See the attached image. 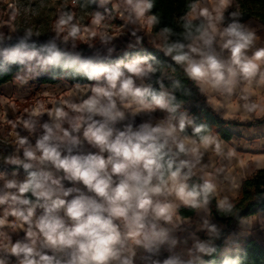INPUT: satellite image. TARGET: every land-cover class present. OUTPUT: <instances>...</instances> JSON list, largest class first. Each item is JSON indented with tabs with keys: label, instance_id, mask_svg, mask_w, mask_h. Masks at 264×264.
<instances>
[{
	"label": "clouds",
	"instance_id": "clouds-1",
	"mask_svg": "<svg viewBox=\"0 0 264 264\" xmlns=\"http://www.w3.org/2000/svg\"><path fill=\"white\" fill-rule=\"evenodd\" d=\"M108 2L98 0L101 7ZM228 3L219 0L215 13L201 8L181 33L165 26L160 36L161 50L202 92L231 96L241 81L264 84V48L253 50L258 37L240 13H230L225 24ZM121 5L136 23L154 0H121ZM104 19L97 11L92 23L99 26ZM150 22L159 21L153 15ZM82 31L73 14L62 12L55 34L43 43L33 39L31 29L15 43L0 35V73L19 65L15 79L26 84L58 68L93 82L78 103L58 102L47 113L33 108L21 121L35 144L18 134L16 155L6 160L15 167L0 172V264H13V258L15 264H136L138 250L149 264H205L216 251L218 225L205 214L187 230L178 216L181 207L207 212L216 186L204 175L194 178L204 152L214 148L219 154L220 143L204 125L194 126L191 136L185 133L193 121L179 112L178 80H172V91L164 86L166 72L157 78L158 88L145 83L159 71L155 57L105 63L114 46L107 47L106 39L103 50L85 55L75 43ZM258 107L243 105L247 113ZM156 110L164 117L155 118ZM142 113L147 119L137 124ZM45 114L47 121L36 118ZM216 208L225 216L234 213L227 199L218 200ZM17 225L23 236L13 241L5 228ZM179 231L188 234L182 238ZM163 252L168 255L160 259ZM223 264H238V258Z\"/></svg>",
	"mask_w": 264,
	"mask_h": 264
},
{
	"label": "rangeland",
	"instance_id": "rangeland-1",
	"mask_svg": "<svg viewBox=\"0 0 264 264\" xmlns=\"http://www.w3.org/2000/svg\"><path fill=\"white\" fill-rule=\"evenodd\" d=\"M233 1L229 2L223 13L228 9L236 12V5ZM97 11L105 17L99 26L92 23L93 15ZM62 12L73 14L74 22L83 29L75 41L79 51L87 50L91 54V49L103 50L106 46L104 41L107 39V47L114 46L115 48L114 55L121 48H129V42L137 44V39L130 37L129 30L150 39L148 16L145 14L139 21L132 23L121 5V0H109L103 7L99 6L98 0L97 3H92L91 0H0V35L12 43L26 29H31L34 40L46 41L55 34V22ZM252 24V30L259 35L262 29L255 23ZM71 43L72 41H69V44ZM43 75L29 80L26 84L15 79V75L6 85L0 86V144L10 150L11 157L16 155L18 134L29 136L31 143L35 144V136H31L28 131L24 130L21 123L33 108L47 113L58 102L78 103L89 94V88L92 85L70 86L63 81H57L53 85L42 84L40 79ZM243 96H247L248 100H243ZM214 97L225 102L224 107L221 108L223 117L241 124L236 126V130L257 127L258 125L243 126L257 120L264 122V84L253 82L249 85L248 82H240L231 96L218 93ZM246 102L256 103L259 107L254 113H247L245 110L237 115L227 113L232 108H243ZM36 118L41 122L48 120L46 114ZM252 139H264V135ZM251 140L248 137L245 138V141ZM166 256L167 252H163L160 259ZM136 264H149L142 250L137 251Z\"/></svg>",
	"mask_w": 264,
	"mask_h": 264
},
{
	"label": "trees",
	"instance_id": "trees-1",
	"mask_svg": "<svg viewBox=\"0 0 264 264\" xmlns=\"http://www.w3.org/2000/svg\"><path fill=\"white\" fill-rule=\"evenodd\" d=\"M200 0H154V7L150 12L146 13L147 16L152 17L155 15L158 18V23H151L150 34L152 41L147 40L140 34L133 35L132 30H129V35L133 39L140 38V42L134 48H121L116 51L110 60L105 63H115L117 60H129L130 58L140 56L155 57V67L159 69L156 75L148 80V84H152L158 88L156 83L157 78L162 72L167 73L164 79L165 88L172 89V80H178L181 88L175 91L177 101L181 104L180 111L187 110L188 115L193 121V127L204 125L209 134H213L223 142H229L233 137L230 127L240 126L235 122L227 121L219 117L206 103L203 96L200 94V89L196 84L189 80L183 72L181 66L175 64L172 59L164 54L161 50L163 39L160 36V31L165 26L171 28L175 33L179 34L183 31V25L187 20L186 15L192 9L191 5H195ZM236 5V12L240 13L242 22L254 20L262 27H264V0H234ZM232 13L228 9L224 13L225 24L229 20V14ZM198 22V21H194ZM223 26V25H221ZM179 38L174 36L173 39ZM45 41H37L43 43ZM15 43V42H12ZM85 55H90L87 50L84 51ZM19 65H9L6 73H0V86L8 83L16 75ZM40 79L42 84L53 85L57 81H63L70 86H84L90 85L93 82L85 79L83 76H75L71 72H63L61 69H51ZM190 107L186 109V106ZM198 104V105H196ZM261 123V120L247 123L243 126L251 127ZM185 133L189 136L193 135V130ZM11 157V152L6 146L0 144V172L13 171V165L6 163V160ZM23 172V169H19ZM198 181V178H194ZM234 205V213L230 216H225L217 212L216 197L213 196L209 205L210 215L218 222L225 225V229L220 233L219 239L215 240L214 247L215 253L205 257V264H223L225 258L237 259L238 264H264V247L260 246L254 239L249 238L243 243V250L237 254L224 255L221 254L223 243L227 236L235 229L237 222L242 218H247L256 214H264V169L255 170L246 178L241 179L239 185L238 195L232 199ZM196 210L181 207L179 216L188 218L194 215Z\"/></svg>",
	"mask_w": 264,
	"mask_h": 264
},
{
	"label": "crops",
	"instance_id": "crops-1",
	"mask_svg": "<svg viewBox=\"0 0 264 264\" xmlns=\"http://www.w3.org/2000/svg\"><path fill=\"white\" fill-rule=\"evenodd\" d=\"M229 2H231V0H229ZM196 4H198V7H196L195 9L192 8L187 13L186 15L187 19H190L193 16H197L201 8H206L210 12H215L216 10L219 9V0H200ZM148 19H149L148 33L150 35V39L149 38L146 39L152 41V37L150 34L151 17L148 16ZM244 23L251 29L253 28L252 23H255L262 29L260 34L259 35L257 34L258 39L254 45L253 50H255V48L258 47L264 48V27H262L254 20H248ZM241 82H246V81H241ZM145 83H147V81H145ZM168 90L171 91L170 89ZM200 94L205 99V103L213 111H215L220 118L227 120L221 114V108L224 107L223 105L225 104V102L219 101L214 97V95L218 93H212L207 91L202 92L200 90ZM189 107L190 104L186 106V109H188ZM241 111H244V109L232 108V110H229L227 113L230 115L231 114L237 115L240 114ZM180 113H186L187 116L191 119V117L188 115L187 110L180 111ZM164 115L165 113L160 110H156L153 113V116L155 118H163ZM142 119H147V117L143 113L140 116L136 117V123L139 124L142 121ZM229 129L234 135V137L229 142H223L218 137L211 134L220 143L221 151L219 154L214 148H209L207 151H205L201 163L196 170L197 178L201 175H204L207 178H210L214 182L216 186V191H215L216 203L218 200L221 199H227L228 201L234 199L238 195L241 178L248 177L255 170L264 169V139H252L253 137H259L264 135V122H262L257 127L242 128V130L241 128H238L240 130H236L237 127L235 126V127H230ZM186 130L192 131L193 125L187 127ZM247 137L250 138V140L251 139L252 140L245 141V138ZM11 172L12 171H9L8 173ZM19 172H20V178L22 179L24 176V172L22 171ZM241 174H243V176H241ZM0 211H2V209H0ZM205 214L211 219L213 223L218 225L220 232L225 229V225L221 222L216 221L210 215L209 210H207L206 213L198 212L196 210L193 216L188 218H182L178 216V220L181 222L182 227L184 229L191 230L193 225L198 224L201 215H205ZM168 227H172V225H168ZM5 231L12 234L13 241L23 236L22 229L19 225L13 228H5ZM187 234L188 233L184 231H179L177 233V235L182 238L186 237ZM197 235L201 239H206V235L204 232H199L197 233ZM249 238L254 239L260 246L264 247V214H256L247 218L240 219L237 222L235 229L225 239L220 253L224 255L240 253L243 250V243ZM188 245L189 246L191 245V240L188 241ZM178 251L183 252L184 246L181 245ZM13 264H15V262Z\"/></svg>",
	"mask_w": 264,
	"mask_h": 264
}]
</instances>
